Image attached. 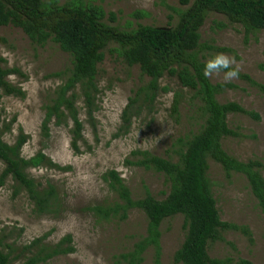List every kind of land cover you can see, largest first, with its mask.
<instances>
[{
  "label": "rangeland",
  "instance_id": "rangeland-1",
  "mask_svg": "<svg viewBox=\"0 0 264 264\" xmlns=\"http://www.w3.org/2000/svg\"><path fill=\"white\" fill-rule=\"evenodd\" d=\"M62 4L75 0H43ZM180 0H82L87 6L101 12V20L121 29L137 25L156 27L174 26L178 11L188 7ZM226 24L225 27L219 23ZM0 36L5 41L0 51L5 65L18 68L20 73L7 76L13 85L19 86L23 96L2 94L0 97V128L2 139L12 144L20 132L28 135L21 148L23 157L42 151L55 163L69 166L67 169L49 168L44 165L26 169L38 189L49 184L55 188L51 209L40 213L25 188L6 177L0 182V248L9 255V264H22L32 256L54 248L65 235L71 241L61 247L73 250L56 254L38 264H116L115 255L128 250L146 230L144 213L131 209L125 220H98L89 207L113 202L115 194L109 190L102 175L115 169L129 187L133 198L141 197L145 188L156 198L162 199L169 190V182L163 173L127 163L132 150L141 149L176 160L171 146L177 137L197 130L200 114L192 90L181 85L175 75L164 74L159 80L160 89L150 106H144L131 120L125 131L121 126V112L128 98L137 87L146 82L138 66L128 67L118 53L117 44L111 43L103 52L97 66L98 108L90 120L82 99L77 100L83 135L80 152L70 143L71 123L49 124V136L41 131L44 104L63 77L51 75L70 65V56L58 44L48 40L43 45L30 41L27 35L13 25L0 26ZM200 42L225 46L232 51L223 52L235 57L240 72L248 74L264 86V29L245 36L240 24L229 23L225 16L210 13L200 28ZM216 54L208 51L206 58ZM212 83L227 82L223 72L210 78ZM217 95L220 102L235 101L245 109L258 114L256 119L248 114L230 113L226 121L237 135L222 139L223 148L236 158L246 160L257 157L263 163L264 175V90L238 77L230 81ZM175 92L182 93L178 115L171 112ZM7 126L6 129L4 126ZM208 178L222 220L246 225L253 242L240 231L222 232L223 240L210 244L209 255L240 256L254 264H264V215L251 194L244 176L233 173L227 177L221 166L209 159ZM4 163L0 161V173ZM183 216L176 214L160 225V264H175L173 253L180 246L185 230ZM231 242L235 250L227 243ZM153 251L144 253L142 264H153ZM181 264V263H178Z\"/></svg>",
  "mask_w": 264,
  "mask_h": 264
},
{
  "label": "trees",
  "instance_id": "trees-1",
  "mask_svg": "<svg viewBox=\"0 0 264 264\" xmlns=\"http://www.w3.org/2000/svg\"><path fill=\"white\" fill-rule=\"evenodd\" d=\"M187 4L188 0H180ZM219 13L229 23L240 24L245 36L264 29V0H193L192 3L178 11V20L174 26L156 27L137 25L132 29H121L101 20V12L87 6L82 0L62 4L46 3L43 0H0V26L19 27L31 42L43 45L51 40L70 56V65L51 75L63 77L44 104V116L41 131L49 136V124L71 123L70 143L75 152H80V144H86L83 135V122L79 116L77 100L82 99L87 117L92 120L98 108L97 66L102 61L103 50L111 43L117 44L118 53L128 67L138 66L142 75L148 80L140 84L121 112V126L127 130L134 116L144 106H150L158 90V80L164 75H175L185 88L192 90L191 101H195L200 114L197 130L188 135L177 137L171 146L176 160L161 157L148 150L136 149L126 158L129 164L151 168L163 173L169 182V190L162 199L154 197L147 188L141 197L133 198L129 187L115 169L103 173L102 178L112 191L116 200L96 204L89 209L98 220H125L131 209L141 210L146 218V230L132 246L115 255L116 264H142L144 253L153 251V264H160L161 223L176 214L183 216L184 238L173 253L175 264H254L238 255L211 257V243L223 240L222 232L240 231L250 243L252 233L246 225L220 218L217 202L208 178V160L218 163L225 175L233 173L245 177L251 194L257 201L264 215V175L263 163L257 158L240 160L228 153L222 146V139L235 136L226 121L230 113L248 114L256 119L258 114L245 109L235 101L220 102L217 95L227 87L229 82L212 83L205 78L203 70L208 60V51L230 52V48L212 43L200 42V28L210 13ZM225 27L226 24L219 23ZM5 41L0 36V46ZM264 69V62L259 64ZM20 73L18 68L5 65L0 51V97L2 94L23 96L24 91L7 80V76ZM239 77L251 85L264 90V86L253 80L248 74L240 72ZM182 93L175 92L171 103V112L178 115ZM6 129L7 126H4ZM0 161L4 168L0 173V182L10 176L19 186L26 189L37 211L47 212L51 209L55 197V188L49 184L46 189H38L35 181L28 177L26 169L40 165L49 168L67 169L55 163L42 151L26 158L21 155V148L28 135L20 132L15 142L9 144L1 137ZM71 241L65 235L50 251L32 256L22 264H38L48 258L71 252V246L61 244ZM234 250L235 246L227 242ZM0 264H9V255L0 248Z\"/></svg>",
  "mask_w": 264,
  "mask_h": 264
},
{
  "label": "clouds",
  "instance_id": "clouds-1",
  "mask_svg": "<svg viewBox=\"0 0 264 264\" xmlns=\"http://www.w3.org/2000/svg\"><path fill=\"white\" fill-rule=\"evenodd\" d=\"M240 66L236 63L235 57L226 53H216L205 62L203 75L205 78H212L223 72L224 81L230 82L237 79L240 74Z\"/></svg>",
  "mask_w": 264,
  "mask_h": 264
}]
</instances>
